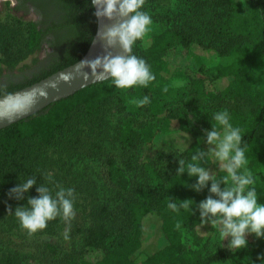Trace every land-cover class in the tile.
<instances>
[{"label":"trees","instance_id":"obj_1","mask_svg":"<svg viewBox=\"0 0 264 264\" xmlns=\"http://www.w3.org/2000/svg\"><path fill=\"white\" fill-rule=\"evenodd\" d=\"M6 5L3 14L0 10V75L17 70L43 51L49 58L38 72L1 86L0 94L15 93L77 63L88 52L97 32L98 18L91 0H16L13 6L9 1ZM209 5L207 10L195 7L164 15V24L147 45L139 41L133 45V54L145 59L155 75L147 87L119 89L107 80L0 130V200L11 196L9 190L29 177L35 166L37 169L40 163L49 161L43 155L61 136L100 118L111 104L123 103L124 97L138 99L153 94L167 68L168 53L178 47L211 50L224 62L216 66L214 76L192 80L175 102L149 97L150 102L143 105L150 116L159 119L160 133L185 136L184 146L169 153L176 152L189 161L198 150L207 152L209 145L200 138L206 137L211 122L215 123L213 113L226 109L234 126L240 128L238 118L248 123L246 130L240 128L248 169L253 176L263 173L264 0H209ZM28 16L33 18L27 19ZM248 54L259 58L258 69L246 60ZM215 83L219 87L213 89ZM79 148L90 155L101 150L100 144L84 141ZM201 163L217 176L226 175L214 162ZM103 165L106 184L112 190L111 202L98 206L77 227L83 235L80 253L47 245L38 256L2 253L0 264H137L142 255L144 264H218L231 259L233 252L228 247L210 252L211 238L200 233L198 204L211 194V182L197 192L191 187L196 178L190 177L187 170L178 174L180 164L166 170L162 156L150 161L140 159L143 180L138 183L132 182L112 156H107ZM41 186L7 202V211L15 217L16 207L27 206L29 197L39 195L37 188ZM45 187L55 192L53 185ZM185 199L195 201L191 212L167 207L169 200L179 206ZM155 220L159 222L160 239L154 249L146 229ZM63 225L64 219L58 216L39 231L54 234ZM187 235L194 249L186 247ZM251 250L256 257L264 254V239L256 238Z\"/></svg>","mask_w":264,"mask_h":264},{"label":"rangeland","instance_id":"obj_2","mask_svg":"<svg viewBox=\"0 0 264 264\" xmlns=\"http://www.w3.org/2000/svg\"><path fill=\"white\" fill-rule=\"evenodd\" d=\"M13 6L12 0H0V10L7 9V2ZM207 2V3H203ZM209 5V0H145L144 10L148 11L153 19L150 31L138 40L147 45L151 36L158 32L164 15H172L180 10H201ZM28 16L27 19H32ZM48 53L41 52L30 57L17 70L3 72L0 75V83L17 82L32 75L44 67L48 61ZM34 59L38 62L35 63ZM246 60L254 69L259 68V58L247 55ZM224 62L214 51H206L200 47L185 48L178 47L171 50L167 55V68L159 78L156 89L149 97H160L175 102L178 94L187 90L190 82L194 79H208L216 74V66ZM212 85L213 89L219 87ZM216 86V87H215ZM138 99H142L141 97ZM124 97L123 103H114L105 109L103 115L95 120H90L82 126L75 127L72 133L61 136L55 146L49 148L43 157L48 156L49 161L35 166V170L29 177L22 178L17 183L27 178H34L37 185H56L75 189L74 211L75 215L70 220H64L61 230L54 234H41L40 231L29 235L27 230L20 226L17 217L8 212L5 205L17 195L2 197L0 200V256L2 253L19 252L25 256H38L47 245L57 246L67 253H80L83 248V235L78 232L77 227L98 206L110 203L112 190L106 184L103 162L107 156H112L118 165L125 170L133 183L143 180L139 161L153 160L162 156L163 166L166 170H172L179 165L181 157L176 153H169L171 149L184 146L185 136L183 134L168 135L160 133L161 124L159 119L150 116L149 112L135 101ZM240 128L247 129L248 123L239 120ZM153 139V143L143 145L144 142ZM94 142L100 144L101 150L96 155H90L84 149L79 148L82 142ZM39 165V164H38ZM51 175L52 180L48 179ZM255 177L258 203H264V172ZM16 185V186H17ZM56 190V189H55ZM200 233L209 236V251L214 252L219 248L227 247L226 238L220 246L218 243V228L211 223H204ZM146 237L152 248L157 247L159 242V222L155 220L153 225L146 229ZM254 234H248V245L232 253L231 259L218 264H260V257H256L252 250ZM185 245L194 249L192 239L189 235L185 237ZM145 256H140L137 264H144Z\"/></svg>","mask_w":264,"mask_h":264},{"label":"clouds","instance_id":"obj_3","mask_svg":"<svg viewBox=\"0 0 264 264\" xmlns=\"http://www.w3.org/2000/svg\"><path fill=\"white\" fill-rule=\"evenodd\" d=\"M12 3L15 5L16 0H12ZM91 3L95 6L97 18H121L119 23L99 35L109 48L118 44L123 54L106 52L94 59L82 60L76 73L82 75L85 81L88 80L89 72L81 71L87 67L96 80L108 79L116 88L128 89L136 85L147 87L155 75L145 59L133 54V45L150 31L153 23L151 14L144 10L145 0H91ZM61 78L68 81L72 74H62ZM38 96L46 97L47 91L40 89L24 94H0V121H11L31 111ZM149 102L147 95L135 101L138 106ZM213 120L215 123L211 122V130L207 131L206 137L200 138L209 145L207 152L198 150L189 161L181 158L177 173L187 170L190 177H195L196 183L191 187L197 192L208 187L211 182L209 192L215 197L210 194L199 202L200 223H211L214 228H218L219 245L223 246L222 242L227 238V247L235 252L247 247L248 234L264 239V203H258L256 180L248 169L242 130L233 125L226 109L213 113ZM202 160L214 162L226 175L217 176L210 172L201 163ZM48 179L52 180L51 175ZM35 183L34 178L24 179L9 190V195L15 193L20 198ZM55 189L53 192L49 187H38L39 195L29 197L27 206L16 207L14 215L29 235L46 228L48 221L58 216L66 221L74 217L75 189L59 185ZM194 203L191 199H185L178 206L169 200L167 207L174 211L182 208L191 212ZM259 255L260 264H264V254Z\"/></svg>","mask_w":264,"mask_h":264},{"label":"water","instance_id":"obj_4","mask_svg":"<svg viewBox=\"0 0 264 264\" xmlns=\"http://www.w3.org/2000/svg\"><path fill=\"white\" fill-rule=\"evenodd\" d=\"M121 18L119 16H116L114 19H107V18H98V28L97 32L94 36V39L90 45V48L86 55L80 60H91L99 55H104L106 52H111L113 55L117 54H123V50L120 48V46L117 44L111 48L107 47L105 42L100 38L99 33H102L104 30H106L108 27H111L113 24L119 23ZM61 70L53 75L31 85L28 86L22 90H19L12 94H24L27 92H31L33 90H40L45 89L47 91L46 97H37L35 104L32 106L31 111L16 116L13 120H3L0 121V130L7 128L17 122H20L22 120L28 119L31 116L37 114L38 112L48 108L50 105L55 104L61 100L67 99L70 96H73L80 90H83L84 88H87L91 85L101 83L104 81H107L108 79L103 80H96L94 77L90 74V69L85 67L81 71H87L89 72V79L84 80L82 75H79L76 73V68L79 67V62ZM65 73H71L72 78L68 81H65L61 78L62 74ZM55 84L53 87L52 85Z\"/></svg>","mask_w":264,"mask_h":264},{"label":"flooded vegetation","instance_id":"obj_5","mask_svg":"<svg viewBox=\"0 0 264 264\" xmlns=\"http://www.w3.org/2000/svg\"><path fill=\"white\" fill-rule=\"evenodd\" d=\"M5 83H6V80L5 81H2V83H0V87L3 86V85H5Z\"/></svg>","mask_w":264,"mask_h":264}]
</instances>
